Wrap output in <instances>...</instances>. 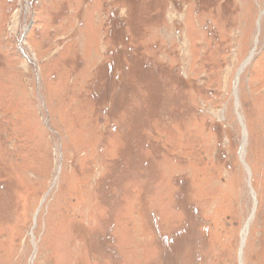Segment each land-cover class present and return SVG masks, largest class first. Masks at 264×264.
Instances as JSON below:
<instances>
[{
  "label": "rangeland",
  "instance_id": "rangeland-1",
  "mask_svg": "<svg viewBox=\"0 0 264 264\" xmlns=\"http://www.w3.org/2000/svg\"><path fill=\"white\" fill-rule=\"evenodd\" d=\"M0 264H264V0H0Z\"/></svg>",
  "mask_w": 264,
  "mask_h": 264
}]
</instances>
